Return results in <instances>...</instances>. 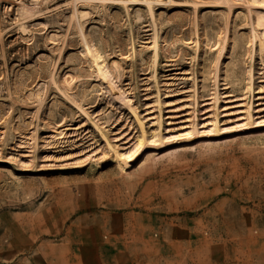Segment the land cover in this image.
I'll list each match as a JSON object with an SVG mask.
<instances>
[{
	"label": "rangeland",
	"instance_id": "374dc122",
	"mask_svg": "<svg viewBox=\"0 0 264 264\" xmlns=\"http://www.w3.org/2000/svg\"><path fill=\"white\" fill-rule=\"evenodd\" d=\"M73 250L264 264V0H0V264Z\"/></svg>",
	"mask_w": 264,
	"mask_h": 264
},
{
	"label": "crops",
	"instance_id": "0c3cea01",
	"mask_svg": "<svg viewBox=\"0 0 264 264\" xmlns=\"http://www.w3.org/2000/svg\"><path fill=\"white\" fill-rule=\"evenodd\" d=\"M42 247H50L47 243H42ZM56 250L59 248V245L56 244L54 247ZM7 260L10 256H3V253L0 251V259ZM112 256H104L101 254H90L86 250L82 251H72L69 255L63 256L62 253L57 254L54 257L43 256L40 261L37 257H30L26 260H18L14 264H142V257L136 256L134 262L130 260L128 257H124V259H117Z\"/></svg>",
	"mask_w": 264,
	"mask_h": 264
},
{
	"label": "bare ground",
	"instance_id": "6f19581e",
	"mask_svg": "<svg viewBox=\"0 0 264 264\" xmlns=\"http://www.w3.org/2000/svg\"><path fill=\"white\" fill-rule=\"evenodd\" d=\"M83 17V16H82Z\"/></svg>",
	"mask_w": 264,
	"mask_h": 264
}]
</instances>
